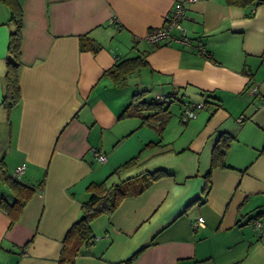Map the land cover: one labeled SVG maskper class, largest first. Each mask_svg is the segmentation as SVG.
<instances>
[{
    "label": "crops",
    "instance_id": "obj_1",
    "mask_svg": "<svg viewBox=\"0 0 264 264\" xmlns=\"http://www.w3.org/2000/svg\"><path fill=\"white\" fill-rule=\"evenodd\" d=\"M19 1L21 101L8 112L2 101L13 24L0 0V160L12 176L25 165L17 179L36 192L14 223L0 207V264H59L90 185L111 187L156 169L171 176L96 218L95 241L73 264H126L140 249L130 264H264V0L186 5L191 45L178 29L166 43L146 39L179 0ZM135 58L141 66L116 86L107 71ZM142 92L151 101L169 95L183 110L205 108L177 138L139 117L120 118ZM224 133L232 138L225 167L213 169L205 194ZM135 157V166L120 170ZM2 199L13 204L16 196L0 178Z\"/></svg>",
    "mask_w": 264,
    "mask_h": 264
},
{
    "label": "trees",
    "instance_id": "obj_2",
    "mask_svg": "<svg viewBox=\"0 0 264 264\" xmlns=\"http://www.w3.org/2000/svg\"><path fill=\"white\" fill-rule=\"evenodd\" d=\"M10 8V23L13 29L10 33L9 45L6 56V71L4 75L5 94L2 105L10 112L21 101V89L19 85V72L22 66V25L23 10L19 0H2ZM250 0H227L231 4H246ZM89 47L93 52L98 50L92 45ZM141 66L139 58L128 59L119 62L114 69L107 71L116 86L124 87L127 77ZM145 93H137L132 96L130 103L127 105L120 118L139 117L143 124L150 126L156 125V129L162 132L165 124L170 118V113L166 105L157 103L155 100L148 102L145 100ZM169 104V103H168ZM229 134H221L220 139L215 144L211 153V166L206 174L205 194L209 190V179L213 169L225 167L224 157L231 140ZM138 163V157H135L122 165L120 170H125L135 166ZM171 174L164 169L154 171H145L144 173L129 177L119 183L107 186V182L101 184H92L88 187L90 199L82 205L80 218L68 231L62 249L59 264H73L76 256L80 254L82 246L90 247L95 241L92 232V222L102 216H112L119 208L121 203L128 197H136L147 191L155 182L160 179L170 177ZM0 178L14 192L16 200L13 204L8 203L5 199L0 200V207L6 210L12 222L20 218V214L31 196L36 192L32 186L21 183L16 176L10 175L5 169L3 160H0ZM144 249L137 251L130 259L125 261L126 264L132 263L141 254Z\"/></svg>",
    "mask_w": 264,
    "mask_h": 264
},
{
    "label": "built area",
    "instance_id": "obj_3",
    "mask_svg": "<svg viewBox=\"0 0 264 264\" xmlns=\"http://www.w3.org/2000/svg\"><path fill=\"white\" fill-rule=\"evenodd\" d=\"M198 0H179L175 3L172 13L169 15L166 25L163 27L153 29L149 31L146 35V39L152 43L153 45H159L162 43H166L172 40L174 37L172 36V30L178 29L181 32L180 40L187 45H191L187 35L186 30L182 25V21L185 18V7L186 5L196 2ZM199 52L205 53L203 51V47L199 48ZM252 92L256 93L258 91V86H254L251 89ZM155 101L159 104L166 105L170 103L171 96L169 95H158L155 98ZM205 108L204 104H194V105H185L184 110L182 112V119L184 122L196 119L201 110ZM94 155L98 158L99 161L105 162L107 160L106 155L101 152L94 150ZM26 166L23 165L19 167L15 171V176L20 177L24 171ZM201 223V222H200ZM199 223V224H200ZM258 229H261V225L257 224Z\"/></svg>",
    "mask_w": 264,
    "mask_h": 264
},
{
    "label": "rangeland",
    "instance_id": "obj_4",
    "mask_svg": "<svg viewBox=\"0 0 264 264\" xmlns=\"http://www.w3.org/2000/svg\"><path fill=\"white\" fill-rule=\"evenodd\" d=\"M144 97H145L146 101H148V102L151 101L150 96L146 97V95H145ZM166 108L169 109L171 116H170L169 122L167 123V125L165 127V131L167 130L169 133L174 134L175 136H178L177 138H181L186 131V129H185L186 125H184V121L182 119L183 105L181 103L175 101L172 104H167ZM201 112H202V110H201ZM201 112H200V114H201ZM200 114H198V115H200ZM196 119H193L189 122L191 123L193 121H196ZM149 170H153V169H149ZM117 179H118V177H117Z\"/></svg>",
    "mask_w": 264,
    "mask_h": 264
}]
</instances>
